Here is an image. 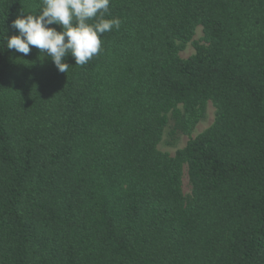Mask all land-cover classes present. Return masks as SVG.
I'll list each match as a JSON object with an SVG mask.
<instances>
[{"label": "trees", "instance_id": "obj_1", "mask_svg": "<svg viewBox=\"0 0 264 264\" xmlns=\"http://www.w3.org/2000/svg\"><path fill=\"white\" fill-rule=\"evenodd\" d=\"M41 2L0 0V264H264V0H110L66 73L6 48Z\"/></svg>", "mask_w": 264, "mask_h": 264}, {"label": "clouds", "instance_id": "obj_2", "mask_svg": "<svg viewBox=\"0 0 264 264\" xmlns=\"http://www.w3.org/2000/svg\"><path fill=\"white\" fill-rule=\"evenodd\" d=\"M109 4L110 0H42L38 14H21L12 21L18 34L6 37V48L24 56L35 48L60 73L70 67L64 62L67 57L83 66L101 51V36L120 27L119 18H104Z\"/></svg>", "mask_w": 264, "mask_h": 264}, {"label": "rangeland", "instance_id": "obj_3", "mask_svg": "<svg viewBox=\"0 0 264 264\" xmlns=\"http://www.w3.org/2000/svg\"><path fill=\"white\" fill-rule=\"evenodd\" d=\"M202 29L201 27H197L194 31V35L189 43H187L184 48L179 52V57L182 59H186L192 54H194V46L193 42H197L199 44H203L202 41ZM214 107L210 102L206 104L205 116L204 118L196 124L192 133L188 136L185 134L178 135H170L168 128H166L163 132L162 139L158 145V150L161 152H166L170 156H173L177 149H181L185 146L187 141L203 132L207 129L214 121ZM182 191L185 196H189L190 194V185L187 178L186 167H183L182 172Z\"/></svg>", "mask_w": 264, "mask_h": 264}]
</instances>
